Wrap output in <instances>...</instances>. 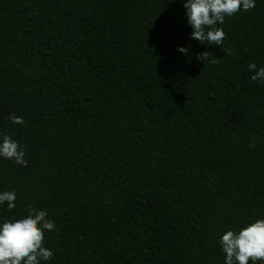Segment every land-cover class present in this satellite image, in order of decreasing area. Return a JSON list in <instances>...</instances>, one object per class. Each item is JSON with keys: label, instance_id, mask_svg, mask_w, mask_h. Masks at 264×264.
I'll list each match as a JSON object with an SVG mask.
<instances>
[{"label": "trees", "instance_id": "obj_1", "mask_svg": "<svg viewBox=\"0 0 264 264\" xmlns=\"http://www.w3.org/2000/svg\"><path fill=\"white\" fill-rule=\"evenodd\" d=\"M217 26L191 38L183 0H0V131L27 160L0 158V219L47 211L40 264H223L264 217V0Z\"/></svg>", "mask_w": 264, "mask_h": 264}, {"label": "clouds", "instance_id": "obj_2", "mask_svg": "<svg viewBox=\"0 0 264 264\" xmlns=\"http://www.w3.org/2000/svg\"><path fill=\"white\" fill-rule=\"evenodd\" d=\"M256 6V0H183L187 23L191 26L190 37L201 44L222 47L225 33L221 27L225 17ZM182 55L191 50L177 46ZM204 62L206 51L195 54ZM250 81L264 83V66L250 61L247 65ZM13 124H23L22 117L9 114ZM24 146L6 132L0 131V158L26 166ZM15 190L0 191V206L6 210L16 207ZM55 225L44 209L29 207L24 215L0 219V264H40L51 259L53 252L44 246V233L54 230ZM224 254L223 264H264V217L244 223L238 230L224 231L218 241Z\"/></svg>", "mask_w": 264, "mask_h": 264}]
</instances>
